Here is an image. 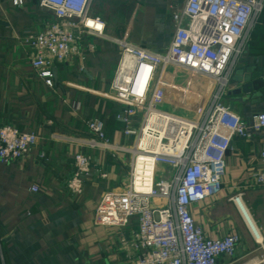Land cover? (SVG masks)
<instances>
[{
    "label": "crops",
    "instance_id": "crops-1",
    "mask_svg": "<svg viewBox=\"0 0 264 264\" xmlns=\"http://www.w3.org/2000/svg\"><path fill=\"white\" fill-rule=\"evenodd\" d=\"M38 2L22 0L15 5L13 0H0V21L4 22L0 24V124L36 135L27 154L0 163V264H122L132 252L126 239L137 230L136 218L126 228L94 220L101 196L121 190L126 183L129 154L123 149L133 141L132 136H123V123L116 118L121 105L110 97L109 84L119 58L114 40L124 38L163 52L174 32L171 13L185 0H92L90 13L104 21V36L82 32L66 58L52 63V86L29 65L24 43L27 34L42 30L52 18ZM228 69L225 102L231 110L245 120L264 111V87L256 95L235 93L240 85L232 81L245 70L253 78L264 77V14L248 29L247 42ZM181 74L188 80L172 79L165 101L170 90L182 95L185 90H198L189 81L194 76ZM90 118L102 121L106 137L118 149L83 145L89 137L85 121ZM262 145L264 131L253 132L250 139L234 137L225 156L221 190L189 208L206 236L240 235L231 264H264V248L254 241L229 199L258 169L257 151ZM77 152L91 160L78 193L67 187ZM243 200L264 243V190L246 189ZM217 264L226 261L219 258Z\"/></svg>",
    "mask_w": 264,
    "mask_h": 264
},
{
    "label": "built area",
    "instance_id": "built-area-1",
    "mask_svg": "<svg viewBox=\"0 0 264 264\" xmlns=\"http://www.w3.org/2000/svg\"><path fill=\"white\" fill-rule=\"evenodd\" d=\"M91 1L39 0V7L50 11L52 18L42 30L27 34L24 43L29 65L46 85L53 84L52 63L66 58L82 32L104 36V21L90 13ZM21 3L13 0L15 5ZM262 8L264 0H185L171 13L174 32L163 52L124 38L114 40L119 58L109 84L110 97L121 105L116 118L123 123V136H132L133 141L123 149L129 154L126 183L121 190L101 196L94 220L126 228L136 218L137 230L126 239L132 252L122 264H217L219 258L231 264L236 257L240 235L206 236L189 208L221 190L225 156L233 138L250 139L253 132L264 131V111L245 120L222 102L229 64L244 48L248 29ZM169 71L174 72L168 80ZM181 72L205 78L211 85L208 100L195 106L192 116L177 112L165 101L168 85ZM85 127L89 137L83 145L119 148L109 142L100 119L86 120ZM35 142L34 133L0 124V163L20 159ZM73 160L67 187L78 193L91 160L83 152H77ZM257 160L258 169L229 199L254 241L264 248L243 200L246 189L264 190V145L257 151ZM31 189L36 191L34 186Z\"/></svg>",
    "mask_w": 264,
    "mask_h": 264
},
{
    "label": "rangeland",
    "instance_id": "rangeland-1",
    "mask_svg": "<svg viewBox=\"0 0 264 264\" xmlns=\"http://www.w3.org/2000/svg\"><path fill=\"white\" fill-rule=\"evenodd\" d=\"M170 72H174V71H169V73L166 72L167 73L166 74V78L168 80L170 79V76H171ZM193 76L196 78L193 82L198 87V90H195V91H187V90H185L183 95L182 94H177V92H175L174 90H170L167 93V97H168L167 101L168 102H171V101L177 102L178 101V103L180 104V105H174L173 108L180 109L182 112H179V113L186 114L187 116H192L193 108L195 106H198L199 104L204 105L206 103V101L208 100V97H209V94H210L211 85L208 84L210 82H208L207 79L205 80V78L203 79L202 77H201V79H199L200 77L196 76L195 74L191 75L192 78H193ZM181 78H185V76L181 75ZM186 79L188 80L187 77H186ZM226 96H227V90H225V92L223 94L222 102H223L224 105H227L230 109H232L231 106L229 105V103L225 102ZM176 97H179V98H182V99L176 100ZM183 100L185 102H187V103L182 104ZM164 106H166V105H164ZM195 118H200V116L195 115Z\"/></svg>",
    "mask_w": 264,
    "mask_h": 264
},
{
    "label": "water",
    "instance_id": "water-1",
    "mask_svg": "<svg viewBox=\"0 0 264 264\" xmlns=\"http://www.w3.org/2000/svg\"><path fill=\"white\" fill-rule=\"evenodd\" d=\"M2 23L4 24V22L0 21V24ZM52 73L54 76L53 69H52ZM243 73L244 74L239 77L238 76L236 78L233 77L232 81L235 82L237 85H240L239 87L235 88L233 92L253 93L254 95H256V93L260 91L262 87H264V77L253 78L252 73L247 70H245Z\"/></svg>",
    "mask_w": 264,
    "mask_h": 264
},
{
    "label": "trees",
    "instance_id": "trees-1",
    "mask_svg": "<svg viewBox=\"0 0 264 264\" xmlns=\"http://www.w3.org/2000/svg\"><path fill=\"white\" fill-rule=\"evenodd\" d=\"M262 14H264V9H262L261 13L259 14V16L257 17V20L255 21V23H257L258 21H260V18L262 16Z\"/></svg>",
    "mask_w": 264,
    "mask_h": 264
},
{
    "label": "bare ground",
    "instance_id": "bare-ground-1",
    "mask_svg": "<svg viewBox=\"0 0 264 264\" xmlns=\"http://www.w3.org/2000/svg\"><path fill=\"white\" fill-rule=\"evenodd\" d=\"M258 239L260 240V237H258Z\"/></svg>",
    "mask_w": 264,
    "mask_h": 264
},
{
    "label": "snow or ice",
    "instance_id": "snow-or-ice-1",
    "mask_svg": "<svg viewBox=\"0 0 264 264\" xmlns=\"http://www.w3.org/2000/svg\"><path fill=\"white\" fill-rule=\"evenodd\" d=\"M97 27H99V25H97Z\"/></svg>",
    "mask_w": 264,
    "mask_h": 264
}]
</instances>
